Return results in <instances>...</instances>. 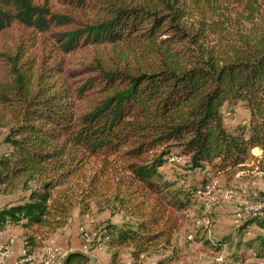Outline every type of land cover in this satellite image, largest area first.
I'll return each mask as SVG.
<instances>
[{
	"label": "trees",
	"instance_id": "1",
	"mask_svg": "<svg viewBox=\"0 0 264 264\" xmlns=\"http://www.w3.org/2000/svg\"><path fill=\"white\" fill-rule=\"evenodd\" d=\"M65 1L96 18L84 23L53 12L48 1L0 0V33L18 26L29 36L14 51L0 53L6 66V74L0 72V130L7 131L8 146L0 157V193L29 192L0 208V232L21 228L28 256L38 229L66 225L68 208L55 191L82 174L88 182L89 158L101 161V168L124 163L135 194H157L175 211L189 209L208 181L184 188L167 180L161 169L174 151L188 159V171L204 172L238 168L259 149L264 171V0ZM48 33L66 54L133 44L155 64L131 73L99 63L73 74L79 78L74 88H56L48 83L54 75L41 73L49 70L46 62L36 77L29 54L36 35ZM75 101L86 110L77 113ZM239 105L248 123L230 128L225 111ZM138 196L132 198L136 223L104 229L100 243L115 257L121 248L133 247L138 256L158 242L171 244L175 226L157 232L162 217L145 220ZM122 199L129 209L128 198ZM254 225L264 230V216H251L240 233ZM245 245L264 259V235ZM89 263L81 252L64 260Z\"/></svg>",
	"mask_w": 264,
	"mask_h": 264
},
{
	"label": "rangeland",
	"instance_id": "2",
	"mask_svg": "<svg viewBox=\"0 0 264 264\" xmlns=\"http://www.w3.org/2000/svg\"><path fill=\"white\" fill-rule=\"evenodd\" d=\"M41 1H48L53 12L73 16L84 23L96 18L91 13H81L64 5L65 0ZM123 1L151 4L155 0ZM49 34L36 35V39L31 41L29 54L36 66V77L40 73L39 65L44 66L46 62L49 70L41 73L54 75V79H48V83L53 82L56 88H74V82L79 80L74 76L75 73L99 63L131 73L146 71L155 64L140 47L133 44L90 47L66 54L61 51L59 44L51 40ZM23 35L29 37L18 26L0 33V53L14 51L23 40ZM4 68L5 62L1 60L2 74H6ZM75 103L77 113L86 110V104ZM248 118L247 110L241 105L225 111V124L230 128L247 124ZM6 135V130H0V157L8 152ZM178 153V150L174 151L161 169L167 180L184 188H201L208 181L206 193L198 192L197 199L189 209L175 211L166 208L157 194L146 192V196H138L134 193L136 187L131 185V174L125 169L124 163L118 161L101 168V161L89 158L84 170L88 182L84 181L82 174L55 191L61 192L59 200L68 208L66 225L56 230L47 227L38 229L34 233L37 246L30 256L26 254V237L21 228L10 227L0 232V248L10 251L12 257V263H9V258L8 264H52V255L54 264H64L66 256L73 252L88 255L89 264H264V259H258L257 252L245 245L257 236L264 235V230L254 225L249 232L240 233L241 227L251 216H264L262 152L253 150L252 156L238 168L208 167L204 172L188 171V159L178 156ZM110 167L113 168L107 169ZM93 180L97 183L93 184ZM28 195L29 192L22 189L10 191L6 195L0 193V208L18 203ZM134 196L143 202L141 210L145 220L150 219L152 214L162 217L156 227L157 232L175 226L173 238L170 245L164 241L158 242L138 256L134 255L133 247L121 248L115 257V250L104 247L100 240L108 224L137 222L132 212L135 210L132 208ZM122 198H128L129 209L122 208ZM225 238L231 241L217 246ZM11 247H14L13 252ZM23 255L30 258L31 262H25Z\"/></svg>",
	"mask_w": 264,
	"mask_h": 264
},
{
	"label": "bare ground",
	"instance_id": "3",
	"mask_svg": "<svg viewBox=\"0 0 264 264\" xmlns=\"http://www.w3.org/2000/svg\"><path fill=\"white\" fill-rule=\"evenodd\" d=\"M10 255H11L10 251L0 248V260L7 262L8 259L10 258ZM24 259H25L24 261L27 263L31 262V259L27 258L26 256H24Z\"/></svg>",
	"mask_w": 264,
	"mask_h": 264
},
{
	"label": "built area",
	"instance_id": "4",
	"mask_svg": "<svg viewBox=\"0 0 264 264\" xmlns=\"http://www.w3.org/2000/svg\"><path fill=\"white\" fill-rule=\"evenodd\" d=\"M65 257V256H64ZM54 255H52V264H54ZM64 259V258H63ZM0 264H7V262H4L2 260H0Z\"/></svg>",
	"mask_w": 264,
	"mask_h": 264
},
{
	"label": "crops",
	"instance_id": "5",
	"mask_svg": "<svg viewBox=\"0 0 264 264\" xmlns=\"http://www.w3.org/2000/svg\"><path fill=\"white\" fill-rule=\"evenodd\" d=\"M256 150H258V149H255L254 151H256ZM11 249H12V252H13L14 247H11ZM19 255L21 256L22 254H19ZM24 255H26V254H24ZM24 255H23V256H24ZM10 256H11V255H10ZM15 258H16V257H15ZM15 258H14V259H15ZM10 259H11V261H10ZM10 259H9V263H10V262L12 263V257H11ZM7 264H8V262H7Z\"/></svg>",
	"mask_w": 264,
	"mask_h": 264
}]
</instances>
